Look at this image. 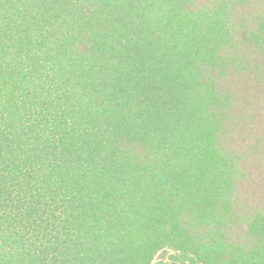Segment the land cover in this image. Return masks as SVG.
<instances>
[{
  "label": "trees",
  "instance_id": "trees-1",
  "mask_svg": "<svg viewBox=\"0 0 264 264\" xmlns=\"http://www.w3.org/2000/svg\"><path fill=\"white\" fill-rule=\"evenodd\" d=\"M264 264V0H0V264Z\"/></svg>",
  "mask_w": 264,
  "mask_h": 264
},
{
  "label": "rangeland",
  "instance_id": "rangeland-1",
  "mask_svg": "<svg viewBox=\"0 0 264 264\" xmlns=\"http://www.w3.org/2000/svg\"><path fill=\"white\" fill-rule=\"evenodd\" d=\"M188 262L185 261V264ZM152 264H183L181 259L175 258V254L168 250L164 249L156 254Z\"/></svg>",
  "mask_w": 264,
  "mask_h": 264
}]
</instances>
